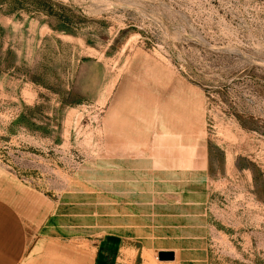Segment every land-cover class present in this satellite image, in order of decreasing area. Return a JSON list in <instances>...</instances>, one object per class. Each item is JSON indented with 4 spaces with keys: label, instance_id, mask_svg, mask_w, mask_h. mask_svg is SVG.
<instances>
[{
    "label": "rangeland",
    "instance_id": "rangeland-1",
    "mask_svg": "<svg viewBox=\"0 0 264 264\" xmlns=\"http://www.w3.org/2000/svg\"><path fill=\"white\" fill-rule=\"evenodd\" d=\"M10 1L0 172L85 236L128 209L134 264H264V0Z\"/></svg>",
    "mask_w": 264,
    "mask_h": 264
},
{
    "label": "crops",
    "instance_id": "crops-1",
    "mask_svg": "<svg viewBox=\"0 0 264 264\" xmlns=\"http://www.w3.org/2000/svg\"><path fill=\"white\" fill-rule=\"evenodd\" d=\"M71 210L68 203L0 172V264H134L131 237L125 236L132 228L128 209L118 213L122 226L100 239L85 236L88 229ZM163 251L177 260L175 250L157 252Z\"/></svg>",
    "mask_w": 264,
    "mask_h": 264
},
{
    "label": "trees",
    "instance_id": "trees-1",
    "mask_svg": "<svg viewBox=\"0 0 264 264\" xmlns=\"http://www.w3.org/2000/svg\"><path fill=\"white\" fill-rule=\"evenodd\" d=\"M2 3L7 2V0H0ZM10 3L17 5L19 8H24V5L29 6L31 9L35 10L36 12L51 15L52 12V4L46 0H11Z\"/></svg>",
    "mask_w": 264,
    "mask_h": 264
},
{
    "label": "water",
    "instance_id": "water-1",
    "mask_svg": "<svg viewBox=\"0 0 264 264\" xmlns=\"http://www.w3.org/2000/svg\"><path fill=\"white\" fill-rule=\"evenodd\" d=\"M157 259L160 262H174L175 261V255L173 252H159L157 254Z\"/></svg>",
    "mask_w": 264,
    "mask_h": 264
},
{
    "label": "built area",
    "instance_id": "built-area-1",
    "mask_svg": "<svg viewBox=\"0 0 264 264\" xmlns=\"http://www.w3.org/2000/svg\"><path fill=\"white\" fill-rule=\"evenodd\" d=\"M162 264H171L170 262H162Z\"/></svg>",
    "mask_w": 264,
    "mask_h": 264
}]
</instances>
